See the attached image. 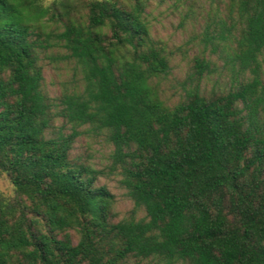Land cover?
Wrapping results in <instances>:
<instances>
[{
	"label": "trees",
	"instance_id": "1",
	"mask_svg": "<svg viewBox=\"0 0 264 264\" xmlns=\"http://www.w3.org/2000/svg\"><path fill=\"white\" fill-rule=\"evenodd\" d=\"M217 1L203 40L228 81L206 88L202 52L171 103L149 0H0V264H264V0ZM58 63L75 82L54 95ZM84 133L105 168L72 156Z\"/></svg>",
	"mask_w": 264,
	"mask_h": 264
},
{
	"label": "rangeland",
	"instance_id": "2",
	"mask_svg": "<svg viewBox=\"0 0 264 264\" xmlns=\"http://www.w3.org/2000/svg\"><path fill=\"white\" fill-rule=\"evenodd\" d=\"M51 0H44L49 2ZM217 0H149L146 17L150 23L153 37L160 41L170 53L171 74L161 81L163 97L173 103L181 93V81L188 73L196 55L205 52L216 61L215 71L204 79L206 88L224 86L228 81L227 70L218 53L206 46L203 37L207 23L216 11ZM223 8V4L220 3ZM212 15V16H211ZM46 85L51 94H59L65 88H71L74 70L69 63L48 64L45 67ZM77 77V76H76ZM112 146L103 135L84 133L77 138L72 150L73 157L89 159L97 168H105L109 163ZM99 183H105L115 194V208L125 215L132 207V200L118 182V176L101 177ZM16 192L6 173L0 170V198L13 199Z\"/></svg>",
	"mask_w": 264,
	"mask_h": 264
}]
</instances>
